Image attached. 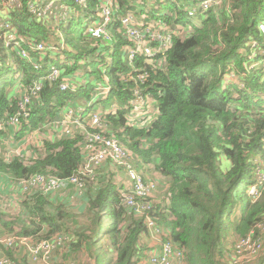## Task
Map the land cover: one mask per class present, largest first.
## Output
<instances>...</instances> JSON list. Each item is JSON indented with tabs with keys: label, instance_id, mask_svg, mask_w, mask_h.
<instances>
[{
	"label": "trees",
	"instance_id": "trees-1",
	"mask_svg": "<svg viewBox=\"0 0 264 264\" xmlns=\"http://www.w3.org/2000/svg\"><path fill=\"white\" fill-rule=\"evenodd\" d=\"M20 1L21 7L6 9L0 0V18L10 21L20 36L33 43L44 42L57 52L49 47L32 52L30 60L22 58L6 46L0 32V123L20 109L18 90L43 83L40 96L28 110L29 117L21 118L18 132L15 129L9 141L16 143L68 106L92 102L88 112H100L123 146L147 163L146 172H153V165L165 181L160 199L154 195L157 185L149 198L153 204L149 216L168 232L164 240L181 249V263L233 264L235 241L252 233L261 237L263 229L259 227L264 226V182L259 179L264 175V167L260 168V157L264 156V64L250 67L264 59L260 51L264 36L259 29V23L264 22V0H232L227 13L219 14L220 7L212 8L198 21L189 14V0H159L150 11L143 4L141 10L155 20L164 18L173 29H179L172 32V46L165 56L155 58H163L158 68H148L142 55L133 63L129 61L132 42L117 17L129 12L138 16L135 0H116L120 11L114 14L117 23L110 40L85 33L87 20L95 16L103 0H89L87 6L67 0L74 15L65 22L68 25H60L59 32L53 28V20L32 15L29 3L35 0ZM165 9L168 13L162 14ZM101 20L98 16L97 22ZM82 42L86 52L81 50ZM255 42L257 53L250 58ZM33 62L44 67L36 70ZM53 65L62 71L55 83L46 79ZM85 66L97 81L79 86L74 74ZM140 70L148 71L144 82L138 79ZM231 73H237V82ZM70 76L77 90H61L60 81L69 82ZM103 76L109 78L111 88L102 91L105 96L99 93L101 96L94 99L95 87L102 86ZM138 90L140 98H154L158 109L155 118L142 127L131 125L135 120L131 102L139 97ZM114 104L117 107L110 110ZM250 113L258 117H249ZM84 123L89 128L90 122L85 119ZM2 134L0 130V139ZM84 138L76 132L44 141L42 147L33 148L30 158L20 154L8 160L0 158V171L11 180L36 174L69 178L83 163ZM109 169L113 170L100 171L97 184L93 182L89 189L86 186L88 192L81 194L83 200L76 208L70 200L64 202L62 193L49 196L33 192L25 197L21 192L15 199L28 220L21 222L0 213V233L33 241L64 237L54 253L57 264H64L58 260L63 251L74 264H143L151 235L147 215L137 214L124 202V193L131 187L124 182L123 177L128 179L125 169ZM253 186L258 196L251 194ZM111 220L114 222L106 223ZM105 239L108 247L102 244ZM7 254L17 259L16 251L8 249ZM260 254V264H264V249ZM19 264L32 263L21 258Z\"/></svg>",
	"mask_w": 264,
	"mask_h": 264
},
{
	"label": "built area",
	"instance_id": "built-area-1",
	"mask_svg": "<svg viewBox=\"0 0 264 264\" xmlns=\"http://www.w3.org/2000/svg\"><path fill=\"white\" fill-rule=\"evenodd\" d=\"M4 5L9 8H19L22 6L20 0H3ZM79 4L87 6V0H78ZM228 0H196V5L190 9V16H197L205 14L212 8H218L220 5L225 4ZM101 4L100 16L102 20L96 26H88L87 32L96 38L111 39L112 33L109 29L113 22L114 14L118 11V7H115L113 0H103ZM55 2L52 1L48 4H43L35 0V2L29 3V11L32 15L41 18L48 16L54 21L59 23H65L70 18L69 12H57L54 10ZM121 17V15H120ZM50 19V20H51ZM119 19V18H118ZM119 20L125 30V35L133 42V47L129 51V60L131 63L142 55L146 59V63L149 64L154 58L164 55L167 50L172 46L173 34L172 32L164 33L154 28L140 29L138 27L137 16L129 12L123 15ZM136 21V22H135ZM67 24V23H65ZM260 32L264 36V22L259 23ZM0 32L6 46L11 49H15L17 54L22 58L30 60L32 52H43L50 46H47L44 42L33 43L31 40L24 36H20L10 21L0 18ZM50 49H55L51 46ZM166 58V57H165ZM36 70L42 69L44 66L41 63L33 62ZM150 65L148 66V68ZM147 70H140L139 81L144 82L147 78ZM62 77V71L56 66H51L50 71L46 75V79L57 80L58 77ZM60 78L57 80L59 81ZM55 81V82H57ZM64 80L60 81L59 85L61 90H77L70 83L67 85ZM43 89V83L35 82L34 86L27 87L26 91L20 99V109L11 116H8L4 123H0V127L6 126H19L21 118H28V110L31 108L33 100L40 96V92ZM109 91V89H107ZM141 90L136 91V95H141ZM139 94V95H138ZM87 112V107H80L79 109H72L69 117L56 121L63 128H67L68 125L82 129L84 134V160L81 165V173L84 177H91L92 173L96 175V169L101 167L104 163H111L116 167L124 168L128 179L131 183L130 190L124 193V202L127 206L131 207L137 214L147 215L148 227L151 232L160 233L161 228L156 224V220L149 216L152 211L153 204L149 201L152 197V192L156 185L153 182L146 181L142 177L141 173L135 162L131 158L128 148L123 146L118 137L112 134L108 130V125L103 122V117L100 112H91L89 130L86 129L84 114ZM70 118V119H69ZM73 118V119H72ZM85 125V126H84ZM86 157V158H85ZM93 171V172H92ZM261 176V175H260ZM264 179L263 177H261ZM261 179V183H262ZM17 187L22 192H41L45 195H54L56 193H62L65 197L71 195L72 190L80 188L82 190L84 185L82 178L79 175H73L69 178L63 179L56 176H47L44 174H36L29 178H17ZM251 194L258 196V189L254 186L251 190ZM71 201L74 199L71 198ZM259 228H264L260 226ZM25 237L18 236L16 234H2L0 233V264H19L16 261L8 259L4 254V248L12 249L14 251L19 250L20 243H26V246H21L27 251L28 258L32 264H38L41 261L42 264H56L54 261V253L64 243L65 238L62 236H55L52 239H45L41 241H33L22 239ZM262 238L257 237L253 233L247 237L239 238L235 241L236 254L247 253L251 258H256L263 251L264 246L261 242ZM28 241V242H26ZM20 242V243H19ZM30 243L31 245H29ZM29 245V246H27ZM151 256V264H174L175 260L181 261L183 259V253L176 245L171 241L162 243V250L155 252ZM158 253V254H157ZM236 254L233 260V264L236 263ZM6 257V258H5Z\"/></svg>",
	"mask_w": 264,
	"mask_h": 264
},
{
	"label": "crops",
	"instance_id": "crops-1",
	"mask_svg": "<svg viewBox=\"0 0 264 264\" xmlns=\"http://www.w3.org/2000/svg\"><path fill=\"white\" fill-rule=\"evenodd\" d=\"M36 1H38L40 3H43V4H48V3L52 2V1H54L55 2V6H56L54 8L55 11L61 13V12H64L65 10H67L69 12V15H70L69 17L70 18L74 15V10L72 9L73 7H70L69 6V3H68L67 0H36ZM158 1L159 0H147V1H144V0H135V3L134 4L136 6H138V8H139V11H136L137 12L136 14H138V16H137V18H138V22H137L138 23V27L140 29L154 28V29H156V30H158L160 32H164V33H168V32H174V33H176V31L179 30V29H177V28L176 29H173L172 26L168 23V21L166 19L164 20V18H159L158 21H157V20L154 19V16H151L149 13L145 12L144 10H141L143 4H146L147 11L149 9L151 10L152 8L156 7L155 4ZM165 1H168V0H160V2H163V3H165ZM173 1H176V0H173ZM193 1L194 0H189L188 1L189 4H190V9L193 8L196 5L195 1H194V4H193ZM88 2H89V0H87V3ZM113 4H114L115 7H118V11L115 12V13H118L120 11V5L116 2V0H113ZM4 7L6 9H8L3 4V8ZM100 12H101V4L98 3V7H97V9L95 11V16L96 17L95 16H92V17H90L87 20V22L85 24V33L89 34L87 32L88 26H96L98 24L97 18H98V16L101 18ZM167 13H168V11H167V9H165V10H163V13L162 14H167ZM197 16H200V15H197ZM119 17H120V14H118L117 19ZM202 17H203V19L205 18L204 14H201V17H199V18L201 19ZM41 18L48 19V20L51 19L48 16L41 17ZM161 19L164 20L165 22L162 21ZM3 20H6V19L3 18ZM52 20L54 21L53 18L51 19V21ZM116 23H117V20H115V21L113 20V22L111 23V25L109 27V29H110V31L112 33V36H113V29H114ZM161 23H163V24H161ZM54 24H56V25H54L55 27H53V28L56 29V27H57V30H60V25L62 26L65 23H59L58 21H54ZM60 36H62V35H60ZM62 39H61V41H62ZM129 45H131L133 47L134 44L132 42ZM95 47H96V45H95ZM130 47L128 46L127 48L129 49ZM162 63H163V58H158L157 61L154 58V60L150 61L149 64L148 63L147 64H148V66L150 65V66H152L154 68H158V67L162 66ZM83 66H84V64H83ZM90 70L91 69L86 68V66H85L84 67V70L79 71V72H77V73L74 74V77L76 78L75 81L77 83H79V86L80 85H85L86 81L87 82L90 81V82H93L95 84V81H97V80L95 79V76L94 75L88 74L90 72ZM79 73H80V75L77 76V74H79ZM131 78H132V76H131ZM103 79H104V81H103L102 86H96L95 87L97 90H95L96 96L94 97V99H96V97L101 96L100 94H103L102 91L105 92L106 89L111 88L109 86V78L103 76ZM69 82L72 83V84H74V86L76 84V83H74L72 81L71 76L69 77ZM25 91H26V89H23V91L22 90H18L19 97L21 96V98H22V95L24 94ZM103 95L105 96L106 94H103ZM80 103L81 104H79L77 106H75V105L68 106L65 111L64 110L62 111L63 115H62V113H60V115L55 116L54 119L48 120L47 122L40 124L35 130L27 133L22 139H19L16 142V145L18 146L17 154L20 152L21 153L20 155L28 154V155H31L30 157H32L33 156V148L42 147L44 145L43 144L44 141H46V140H53L54 138H57L56 137V134L53 133V132H50V131L52 129H56L57 131L60 130L62 132L63 131V127L60 124H57L56 125L55 122L56 121H59V120H61L63 118L68 117L67 113H68V111H69L70 108L76 110V109H79L80 107H85L86 106V103L85 102H80ZM131 103H132V106H133V113H132V116L133 117L136 116V114H137V111L138 110L136 111V109H140V111H138V113L140 114V116L138 117V120H136L137 118H135L134 122L131 124L133 126H137V127L147 126L152 121V118H154L157 115V111H158V109H157V102L150 95H146L143 98H140V96L139 97H136ZM91 105H92V102L90 104H88V106H91ZM88 106H86L87 107V112L84 114V117H85L86 120L90 121V115H91V113L88 112ZM116 107H117L116 104H114L111 107L110 110L115 109ZM92 112H95V110H92ZM132 116L130 117V119L132 118ZM48 126L51 127L50 130H47L46 129ZM4 127H6V125H4ZM4 127H2V128H4ZM14 128L17 129L19 127L16 126ZM108 130L110 131V128L109 127H108ZM80 131L82 133V129H80ZM49 134L51 135V137L47 139L46 137ZM29 142H31V144H29ZM26 144H27V146H26ZM130 154H131L132 160L137 165V167L139 169V172L141 174H143V177L145 178V180H147V181H149V180H156L159 183V190H161L162 189V186L163 185L165 186L166 183H164L165 181L158 174V172H156L155 170L151 169L153 172L147 173L146 172L147 163L142 158L137 157L136 154H133V152L130 151ZM159 177H161V179L163 180V185H161V183L159 182ZM123 179H124V182L125 181H128L130 183L129 179H127L126 177H123ZM163 192H164V189L162 190V193ZM155 199L158 200L160 198H159V196H156ZM154 244H155L154 245L155 246V249H153V252L152 253L159 252V251L162 250V248H161V244L162 243H157V242L154 241ZM174 264H181V261L175 260L174 261Z\"/></svg>",
	"mask_w": 264,
	"mask_h": 264
},
{
	"label": "rangeland",
	"instance_id": "rangeland-1",
	"mask_svg": "<svg viewBox=\"0 0 264 264\" xmlns=\"http://www.w3.org/2000/svg\"><path fill=\"white\" fill-rule=\"evenodd\" d=\"M231 4H232V0H228L227 3H225L223 5L221 4L220 5V10H217V11L219 12V14L227 13L228 11L226 9H228V10L231 9L232 8L231 7ZM68 16H70V15H68ZM199 19H200L199 16H196V19L195 20L198 21ZM68 23L66 25H68ZM195 24H196V22H195ZM54 25H56V24H54ZM179 35L184 38L183 32H181V34H179ZM63 40H64V38L62 39V43L61 44L64 45L65 41L63 42ZM83 44L84 43L82 42V44L80 45L81 46V50H83L84 52H86V50H88V48H83L82 47ZM91 45H93L92 48L94 49L95 48V45L94 44H91ZM256 46H258V45L255 42L253 44V46H252L253 52L250 53V55H249L250 58L256 56L257 51L254 50V48ZM260 51H262L261 53L264 54V49H261ZM53 52L56 53L57 50H54L53 49ZM87 52H89V51H87ZM262 64H264V59L262 61H260V62H257V63H255V62L251 63L250 67L251 68H255L257 66L263 67ZM78 75H80V73L77 74V76ZM230 76L235 78L234 79V82H237L239 80V77L237 76V73H231ZM59 78H60V76L58 77V79ZM57 80L50 79V82L51 83H55V81H57ZM68 83L69 82L63 83V84L67 85ZM137 110L140 111V109H136V111ZM71 111H72V109L70 108L69 111H68V113H67L68 117H69V114L71 113ZM138 111H137L136 116L134 117V118H137L136 120H138V117L140 116V114L138 113ZM248 116L255 118V117H258V114L257 113H250V114H248ZM154 118H152V120ZM87 124H89V123H87ZM56 125H57V123H56ZM246 125L248 127L249 126L252 127V124L246 123ZM50 128L51 127L48 126L46 129L47 130H50ZM73 128L74 129L69 130V125H68V127L65 129V132H63V131L61 132L60 130L57 131L56 129H52L50 132L55 133L57 138H59V137H65V136H73L76 132H81L80 131V128H76V127H73ZM89 128H91V127H89ZM89 128L86 127V129H89ZM0 130L3 131L2 137L0 139V158H3L4 160H8V159L14 158L15 156H20L19 155V154H21L20 152L18 153V155H16L17 154V149H18V146L16 145V143L9 141V138L14 133L15 128L13 126H10L9 125V126H6L4 128L0 127ZM15 132H18V130L16 129ZM62 133H64V134H62ZM50 137H51V135L49 134L46 138L48 139ZM253 137L254 136L252 135L249 138L252 139ZM14 144H15V146H14ZM29 144H31V142H29ZM26 146H27V144H26ZM22 156H25L27 158H30L31 155L24 154ZM260 158H261L260 164H262L260 168L262 169L264 167V156L263 157H260ZM256 164L258 165L259 163L257 162ZM111 166L114 168V165L113 164L107 163V162L104 163L101 167H99V168L96 169V175H95V173H92L90 175L91 177H89L90 179L85 178V180H83V174L81 173V170H80L81 167H80L78 169V172L76 174L79 175L82 178V183L84 185V188L82 190H80V188L77 189V190H72L71 191V195L68 196V197H66L64 199V202L66 203V202H68L70 200L71 206L74 207V208H76L75 206H77V202L79 200H81V201L83 200L82 197H81V194L85 195L88 192L86 186H88V189H89L90 186H91V184L93 182H94V184H97L99 182L98 181V176L100 174V171L113 170V169H109V167H111ZM150 167L154 170L153 165H150ZM223 168H225V167H223ZM141 176L143 177V174ZM85 177H87V176H85ZM261 177L264 178V175L261 174V176L259 178L260 180L262 179ZM3 178H5V179H3ZM8 178L9 177H8V175L6 173H3V172L0 171V181H1L0 182V213L4 214V216L7 217V218H15V220L16 219L17 220L19 219L21 222H25L28 219H27V217L22 212V204L19 205V200L17 201L15 199V196L19 197V196L22 195L21 194L22 191H20V189L17 187V180L16 179L11 180V179H8ZM118 178L121 179V175H119ZM121 182H123V181H121ZM159 182L161 183V185H163V180L161 179V177H159ZM262 182H264V179H262ZM154 184L157 185V190L154 192V195L155 196L163 195L162 190L164 189V185L162 186V189L159 190V183L158 182H154ZM30 193H33V192L32 191L25 192V197H28V194H30ZM71 198L74 199V201H71ZM238 209H240V208H238ZM236 212H237V210H236ZM113 222L114 221L111 220V221H107L106 223L108 224V223H113ZM18 226L20 227V225H18ZM167 235H168V232L163 231L162 229H161L160 233H155L154 231L151 233L150 237L148 238V245H149V247H148L149 249L147 250L148 256L144 259L143 264H148L147 261H150L151 262L150 259H151L152 254H156V253H152L153 252L152 247H154V245H155L154 244V241L157 242V243H164V242H166V240H164V237L165 236L167 237ZM25 238H22V239H25ZM261 238H262L261 242H262V244L264 246V228H263V231L261 233ZM26 240H29V239L26 238ZM234 240H236V239L233 238V241ZM107 241L108 240L105 239L104 241H102V244L105 243L106 246L108 247V242ZM26 242H28V241H26ZM231 242H232V238H231ZM25 244L26 243H20V245L23 246V247L26 246ZM28 244L31 245L30 243H28ZM29 245H27V246H29ZM230 245L231 244H228V246H230ZM21 246H19V250L16 251L17 259L15 261H17V262H19V259H21V258L24 259V261L26 260V258H28L27 251L24 250V248L21 247ZM235 246H236V244H234L233 249H231V253L233 254V256H234V254H236V252H235ZM161 248H162V246H161ZM7 250H8V248H4V254H5V256L8 259L12 260L10 257H8ZM59 258H58L59 262H60V260H62L64 264H74V262L68 257L67 254H65L64 251L59 254ZM236 258H238L236 263H239V264H260V262H261L260 261L261 254H260V256H257L256 258H251L249 256V254L242 253V254H238V255L236 254ZM38 264H42L41 261H39Z\"/></svg>",
	"mask_w": 264,
	"mask_h": 264
}]
</instances>
